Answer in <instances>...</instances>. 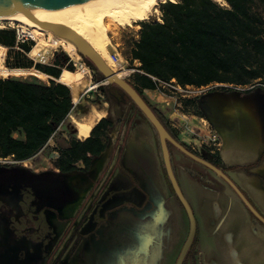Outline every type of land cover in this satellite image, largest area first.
Instances as JSON below:
<instances>
[{
    "label": "crops",
    "instance_id": "crops-1",
    "mask_svg": "<svg viewBox=\"0 0 264 264\" xmlns=\"http://www.w3.org/2000/svg\"><path fill=\"white\" fill-rule=\"evenodd\" d=\"M142 93L177 130L180 142L196 152L210 150L206 144L198 147L194 136L205 133L196 127L202 128L201 120L212 126L220 140V168L264 218V93L211 92L192 104L197 105L196 113L189 109L190 96L178 90ZM116 109L102 115L113 119L114 128L108 148L90 168L89 181L96 182L101 175L108 181L94 189V219L99 223L83 241H88V254L98 264H174L188 233L187 216L166 180L151 128L130 104ZM181 113L190 117L189 130L179 128ZM127 120L131 127L120 165L136 185L115 167ZM172 158L180 191L195 219V264H264V226L223 180L177 151ZM89 188L81 185L77 190L80 201L75 202L74 213ZM83 215L84 210L76 223L81 221L82 234L88 218L87 214L82 220Z\"/></svg>",
    "mask_w": 264,
    "mask_h": 264
},
{
    "label": "trees",
    "instance_id": "trees-1",
    "mask_svg": "<svg viewBox=\"0 0 264 264\" xmlns=\"http://www.w3.org/2000/svg\"><path fill=\"white\" fill-rule=\"evenodd\" d=\"M166 0L160 3L158 22L138 23V39L123 57L131 67L133 83L127 81L151 108L170 136L194 155L220 168L217 152H196L180 142L178 132L144 97L143 89L160 88V82L173 81L177 86L206 87L220 85L225 94L232 87L264 84V0ZM33 42L16 45L15 32L0 29V46L7 48V69H33L47 77L46 84L15 78H0V159L21 163L41 152L69 118L74 105L70 89L57 82L62 69L74 71L65 55L51 65L33 63L27 54ZM15 48L17 50L15 51ZM85 65L95 71L84 59ZM230 86V87H224ZM263 88H252L244 95ZM97 92L108 105L129 104L126 96L114 86H98ZM94 104V103H92ZM133 110L139 114L135 108ZM124 140L131 122H124ZM114 121L110 116L95 123L84 140L72 137L57 151L51 170L60 175L87 172L101 157L110 142ZM17 135V137H15ZM123 144V143H122ZM119 146L116 166L120 165ZM81 165V167H79ZM120 167V166H119ZM196 237L186 257L194 264Z\"/></svg>",
    "mask_w": 264,
    "mask_h": 264
},
{
    "label": "flooded vegetation",
    "instance_id": "flooded-vegetation-1",
    "mask_svg": "<svg viewBox=\"0 0 264 264\" xmlns=\"http://www.w3.org/2000/svg\"><path fill=\"white\" fill-rule=\"evenodd\" d=\"M215 91L220 90H210L203 97ZM123 146L124 144L122 149ZM173 151L176 150L171 148V154ZM22 163L24 162L0 166V264H66V261L64 259L62 261L61 258L59 261L51 262L53 256L50 245L55 239V223L61 227L59 239L64 237L65 240L69 238L77 242L75 249L78 251L77 257L81 255V264H96L94 255L88 254V241L84 242L83 239L90 237L92 229L99 223L94 219L97 201L94 189L99 184L105 185L108 178L104 179L101 175L96 182L91 183L89 169L85 173L67 174L74 175L77 179L74 185L64 183L54 188L48 183L43 184L42 179L51 174V177L60 178L63 182L67 175H60L50 168L32 175L31 172L18 170L17 165ZM119 166L115 163V167L119 168L133 185H136L133 177L121 165ZM90 183L92 188H89ZM81 185H86L89 191L81 207L74 213L73 210L70 211V207L74 206L78 200L77 190ZM65 192L66 195H64ZM83 210L82 220L87 214L88 218L85 226L87 231L82 234L79 232L81 221L76 223ZM68 211L70 214L64 215V212ZM82 247H85V250L81 254L84 249Z\"/></svg>",
    "mask_w": 264,
    "mask_h": 264
},
{
    "label": "bare ground",
    "instance_id": "bare-ground-1",
    "mask_svg": "<svg viewBox=\"0 0 264 264\" xmlns=\"http://www.w3.org/2000/svg\"><path fill=\"white\" fill-rule=\"evenodd\" d=\"M166 0H88L85 2L61 7L41 10L31 14H15L0 17V27L19 24L34 41V45L28 53V57L39 64H46L56 48H61L70 59L76 63L74 71L62 69L57 82L70 89L72 101L76 104L83 90H92L95 85L90 84L87 69L79 62L80 57L75 47L60 38L53 36L49 31L41 29L37 22H49L65 25L80 35L92 49L103 59L112 70L113 62L109 59L108 34L124 26H131L146 21L152 12H155L158 4ZM224 5L222 0H214ZM4 52L0 47V78L7 77H34L39 79L43 74L33 69H7L2 68ZM119 77L126 74V69L112 70ZM93 119L86 122L75 121L77 138L84 140L90 134L92 127L102 118L94 108Z\"/></svg>",
    "mask_w": 264,
    "mask_h": 264
},
{
    "label": "rangeland",
    "instance_id": "rangeland-1",
    "mask_svg": "<svg viewBox=\"0 0 264 264\" xmlns=\"http://www.w3.org/2000/svg\"><path fill=\"white\" fill-rule=\"evenodd\" d=\"M170 1H174V0H170ZM159 6V4H158ZM158 6L156 7L155 12H152L151 15L148 17V19L146 21H154V22H158L159 18H160V12L158 10ZM0 29H10L13 30L15 32L16 29H19L20 31H22V33L25 35V42H29L32 41L30 39V37L28 36V34L23 30V26L19 25V24H13V25H9L7 23H4ZM140 27L138 24H133L131 26H124V27H120L119 29H117L116 31H114L113 34H108L107 37L109 38V59H110V54L111 53H118L120 54V56L123 59V63L121 64V66H117L114 64V66L112 67V70L115 71H120L121 68L126 69L127 73L122 75L121 78L125 79L126 81L131 82L132 81V75L134 74V72H131V70H134V67H131L129 65V62L123 57V55L127 56L128 55V51L130 48V45L133 41L136 40V37L138 35V31H139ZM34 44V41H32ZM3 49L4 52V56H3V60L1 62V66L2 68H6L5 66V58L7 56V48L0 46ZM17 50V48H15V51ZM67 56L69 58V60L72 62L73 64V69L76 70L77 65L75 62H73L70 57L61 49V48H56L52 54L51 57L49 58V60L46 62V64L44 65H51L54 60H56L57 58L62 62V57L63 56ZM27 58L29 60H31L28 57V54L26 55ZM32 61V60H31ZM111 61V60H110ZM33 63H35L34 61H32ZM112 62V61H111ZM80 64H82L86 69H87V76L89 78V82L92 85H95V88H93L92 90L86 91L83 90L80 93L79 96V100L78 102L74 105V109L72 110L68 120L61 126L59 127V129L57 130L56 134L52 137V139L48 142L47 146L41 151L39 152L35 157H33L32 159L17 165L18 170H25L27 172H31L32 175H35V172H40V171H44L47 170L48 168H52V164L54 163V161L57 158V151L59 148L66 146L68 140H70L72 137H77V130H76V126H75V121H80V122H86L87 120L93 119L94 115L92 113V108H94L100 115L105 114V112L107 110L109 111H114L117 110L116 108L118 107L116 105V103H113L112 105H108L107 103L104 102L103 96L101 94H99L97 92V88L98 86H105L104 85V80L102 79V77L96 72L91 70L90 68H88L85 63H84V59L80 57L79 62ZM7 78H15V79H19V80H23V81H27V82H31V83H38V84H46L47 83V77L46 76H42L39 79L34 78V77H7ZM5 78V79H7ZM219 86H215L213 87L212 90H218ZM160 89L166 91V92H172V89L169 88H162L160 87ZM182 94L186 95V96H190L191 98V105L189 109H192L193 113L197 112V105L193 106L192 104H197L199 101L196 100V98H194L193 95L187 94V93H183ZM94 103V104H92ZM120 107V106H119ZM170 109H172V107H169ZM141 116V115H140ZM142 117V116H141ZM128 122V120H127ZM124 134L125 131H123V134L120 138V145L123 143H125V140L127 138H125L124 140ZM15 137H17V135H15ZM2 164H0L1 166ZM81 167V165H79ZM45 174V173H44ZM51 174H48L46 177H42V181L43 184H50V186H53L54 188L59 187L61 184H66V185H74L75 182L77 181V179L74 177V175H67L65 177V179L63 180V182L57 178H53L51 177ZM64 195H66V192L64 193ZM63 196V193H62ZM73 210V206L70 207V211ZM55 234L54 237L55 239L52 241L50 247L52 250V259L51 262H53L54 260L59 261V258L64 259V261H66V264H81V255L79 257H77V252L75 247H76V243L74 241V239H69L67 238L66 240L64 239V237H62L61 239H59V232L61 231V227L57 226V224L55 223ZM80 246V245H79ZM84 249H82V252L85 250V247H82ZM95 259V258H94ZM96 264H98L96 262ZM187 264H192V261L189 260L187 262Z\"/></svg>",
    "mask_w": 264,
    "mask_h": 264
},
{
    "label": "water",
    "instance_id": "water-1",
    "mask_svg": "<svg viewBox=\"0 0 264 264\" xmlns=\"http://www.w3.org/2000/svg\"><path fill=\"white\" fill-rule=\"evenodd\" d=\"M88 0H0V17L15 15V14H31L41 10H47L51 8H61ZM37 25L46 31H49L53 36L63 39L71 43L76 50L79 57L87 60L95 69V71L104 80V85L114 86L120 90L128 99L129 104L132 105L135 110L142 116L148 126L151 128L159 153V159L166 177V180L171 187L174 195L181 204L188 220V233L179 250L178 256L174 264H184L186 257L192 247L195 234L196 224L193 217L191 208L182 195L179 185L177 183L175 172L173 168V158L171 154V148L190 159L191 161L203 166L216 177L223 180L229 188L239 198L249 213L264 226V218L252 207L245 196L235 186V184L225 175L221 168H217L202 158L194 155L188 151L180 143L175 141L170 134L166 131L162 123L157 116L151 110V108L144 102L139 96L136 90L123 78L114 73L103 61V59L92 49V47L74 30L62 25L49 22H37ZM89 91V90H87ZM73 102V101H72ZM73 105L75 103L73 102Z\"/></svg>",
    "mask_w": 264,
    "mask_h": 264
},
{
    "label": "built area",
    "instance_id": "built-area-1",
    "mask_svg": "<svg viewBox=\"0 0 264 264\" xmlns=\"http://www.w3.org/2000/svg\"><path fill=\"white\" fill-rule=\"evenodd\" d=\"M25 35L20 31L19 29L15 30V38H16V45L21 44L25 42ZM110 60L113 62V64L117 66H121V64L124 62L120 54L118 53H111L110 54ZM136 70H131V72H135ZM159 86L162 88H169L172 89L173 91H180L183 93H187L190 95H193L196 100L202 98L207 92L213 89L215 86H220V85H210L206 87H200V88H194V87H186L184 89L180 88L177 86L173 81L171 82H160ZM224 87H230V86H224ZM263 88L264 89V84H261L259 82H255L253 84H250L248 86H239V87H232L235 92L242 93L246 90H250L252 88ZM180 125L179 128L182 130H189L190 129V124L189 120L190 117L186 114L181 113L180 114ZM200 123L202 124V128L196 127L199 131H203L205 135H203L201 132H198L195 134V140L198 143V147H200L202 144H206L210 147L211 152H217L220 146V140L217 132L212 128V126L204 120H201ZM193 150V149H192ZM17 164V162H13L10 159L7 160H1L0 159V164Z\"/></svg>",
    "mask_w": 264,
    "mask_h": 264
}]
</instances>
